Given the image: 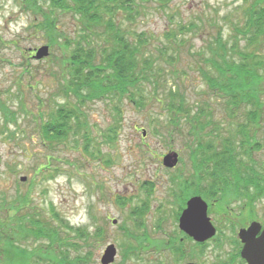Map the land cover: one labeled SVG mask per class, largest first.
Segmentation results:
<instances>
[{
    "label": "rangeland",
    "instance_id": "obj_1",
    "mask_svg": "<svg viewBox=\"0 0 264 264\" xmlns=\"http://www.w3.org/2000/svg\"><path fill=\"white\" fill-rule=\"evenodd\" d=\"M34 1L37 8L27 12L24 0H0V100L15 113L16 122L9 121L11 116L4 118L0 110V124H8L0 131V218L6 217L7 211L11 213L7 210L8 203L16 199L11 197L18 188L29 192L27 204L20 213H39L52 219V223L62 217L64 223L84 226L90 233L100 228L101 237L93 242L94 264H100V257L108 244H114L117 250L111 264L158 263L155 258L167 264V257H171L168 250L171 249L177 256L171 264H183V261L177 263L179 246L176 245L182 236L177 222L186 198L169 197L171 189L177 190L175 194L178 195L183 190L173 184L172 179L181 174L190 186L197 183L202 189L204 186L191 174L194 162L190 147L194 141L189 136V126L182 123L178 128L173 127L164 102L160 100H164V88H173L174 84L184 91L189 103L199 98L215 99L196 71L195 52L205 47L207 53L206 45L218 31L224 37L229 35L232 23L242 18L244 0H167L164 5L158 0H145L142 6L137 0L141 6L139 14L132 20H124L125 27L131 34H145L148 39L144 50L146 55L156 56L158 48L174 55H163V71L157 91L145 82L142 98L137 94V98L144 101L142 107L126 97L103 96L83 101L82 108L92 137L88 147L90 153L83 149L82 138H77L79 144L70 136L65 141H54L50 146L39 134L40 120H45L65 100L76 101L72 94L65 96L62 89L66 87L65 78L68 77L66 62L70 49L67 44L72 42L66 38L75 33L76 19L73 12L54 7L59 28L55 35L61 36L55 39L53 36L55 41L50 43L52 35L41 27L43 19L36 23L33 17L37 13L44 15L50 4L48 0ZM189 22L197 27L194 31L178 32V39L183 41L170 43L166 40L168 31L179 23ZM42 45L48 46L46 57L35 59L28 53L29 48ZM260 50L264 54V43ZM214 114L215 119L221 117L219 108H214ZM114 120L118 121L115 139L107 144L104 135ZM14 129V135L10 134ZM257 131L262 149L256 148L252 155L263 160L264 124ZM172 150L178 153V162L173 168L164 167L162 156ZM49 161V166L57 170L52 169L49 175L38 171L37 167ZM22 176L26 177L24 181L20 180ZM186 191L189 190L184 193ZM231 198L244 200L234 203L230 202ZM204 199L217 201V207L210 212L222 230L226 228L224 225L235 230L251 219H264V199L247 205L244 203L249 201L242 195L205 196ZM235 206L237 209L232 211ZM8 219L6 217L4 222ZM60 231H63L61 236L67 231L68 236L73 234L63 226ZM125 232L130 233L129 238L125 237ZM228 234H231L229 230L219 232L216 242L200 248L196 257L189 255L190 260L200 264H221L232 251L229 243L222 246L223 249L221 247L223 235ZM172 236L177 239L175 247L169 243ZM12 242L25 252L36 253L40 248L44 251L49 240L28 235ZM185 246L183 242L180 247ZM30 262L36 263V256ZM227 262L239 264L233 257ZM41 264H45V260Z\"/></svg>",
    "mask_w": 264,
    "mask_h": 264
},
{
    "label": "trees",
    "instance_id": "obj_2",
    "mask_svg": "<svg viewBox=\"0 0 264 264\" xmlns=\"http://www.w3.org/2000/svg\"><path fill=\"white\" fill-rule=\"evenodd\" d=\"M24 1L29 10L37 8L34 0ZM140 1L142 6L145 0ZM158 1L162 5L167 2ZM48 4L50 8L44 12L41 27L52 35L50 43L61 36L55 35L59 28L54 7L73 12L76 19L75 33L66 38L72 42L67 44L70 49L66 62L68 77L65 78L66 87L62 88L65 96L72 94L76 101L65 100L45 120L40 117L39 134L50 146L54 141H65L70 136L79 144L77 138H82L83 149L90 153L88 147L92 137L82 108L83 101L103 96L126 97L142 107L144 101L139 97L142 98L144 83H149L157 91L163 71V55L173 57L174 54L158 48L156 56L146 55L144 50L148 39L145 34H131L125 27L124 20H132L139 14L141 6L137 0H48ZM242 8V18L232 23L228 36L224 37L218 31L207 43V53L205 47L195 52L196 71L215 99L199 98L189 103L184 91L174 84L173 88H164V100H160L164 102L173 127L178 128L182 123L189 126V136L194 141L190 147L194 162L191 174L196 181L203 182L201 194L207 198L217 195H242L251 200L264 198V159L257 160L252 155L256 148L262 147L257 128L264 124V54L260 50L264 43V0H244ZM195 27L197 25L193 22L179 23L166 33V40L181 42L178 32L194 31ZM214 108H219V119L214 118ZM0 110L4 118L11 116L9 121L16 123L15 113L10 112L2 100ZM117 122L114 120L109 126L104 135L105 143L111 144L115 139ZM7 125L0 124V131ZM14 133L15 129L10 131V134ZM50 162L37 167L38 171L49 175L52 169H56L49 166ZM176 177L172 179L173 184L183 190L178 195L175 194L177 190L171 189L169 197L186 198L190 193H184V190L190 189V183L181 174ZM28 194L17 188L11 197L16 199L8 203L7 210L11 213L7 211L6 217L9 219L4 222L6 217L0 218V263L41 264L45 260V264H94L93 242L100 239L101 229L90 233L84 226L64 223L62 217L54 224L52 219L39 213H20L27 204ZM60 226L73 233L69 234L70 238L68 231L61 236ZM28 235L36 239L47 238L49 242L45 250L40 248L36 253H28L12 242ZM125 237L129 238L130 233L125 232ZM33 256H36V263L30 262Z\"/></svg>",
    "mask_w": 264,
    "mask_h": 264
},
{
    "label": "water",
    "instance_id": "obj_3",
    "mask_svg": "<svg viewBox=\"0 0 264 264\" xmlns=\"http://www.w3.org/2000/svg\"><path fill=\"white\" fill-rule=\"evenodd\" d=\"M49 54L47 45H42L36 49L35 59H41ZM144 134V132H143ZM178 162L176 151L166 152L161 160L164 167L173 168ZM26 177L22 176L21 181ZM116 220H113L115 223ZM178 228L198 241H203L215 234V227L212 225L207 215V203L200 196H191L186 201V206L182 209L178 217ZM259 233L258 236L256 234ZM243 242L241 255L246 259L247 264H264V227L257 221H252L247 228H241L238 233ZM116 256L114 244H108L100 257V264H110ZM186 264H194L188 262Z\"/></svg>",
    "mask_w": 264,
    "mask_h": 264
},
{
    "label": "flooded vegetation",
    "instance_id": "obj_4",
    "mask_svg": "<svg viewBox=\"0 0 264 264\" xmlns=\"http://www.w3.org/2000/svg\"><path fill=\"white\" fill-rule=\"evenodd\" d=\"M24 7L26 8L27 12L29 11V8L27 6V4L24 3ZM31 10V9H30ZM35 18V21L36 23L40 22L42 19H43V13H37V15L33 16ZM34 50L35 48H29L28 49V53L33 56L34 54ZM191 189H189V191H186L187 193H190L188 194L185 202H184V206L183 208L186 206V201L189 199L188 197L192 196V195H201V191H203L202 188L199 187V184L197 183L196 185H193L190 187ZM203 200L206 201L207 203V215L212 223V225L215 227V234L212 235L211 237L203 240V241H198L196 239H194L193 237L189 236L188 234H186L185 232L180 231L181 233V237L178 238V241L176 238H174V236L171 237V239L169 240V243H172L175 247V244H176V241L178 242V251H179V256H178V260H177V263L183 261V264H186L188 262H192L194 264H200L198 262H194V260H190V257H196L198 256V252H199V249L200 248H203L205 246H207L208 244L212 243L214 240L215 242L218 240V234L219 232H222L223 230L227 231L229 230L231 232V234H228V235H223V240L221 241V247L225 246L226 244L229 243V247L232 249L231 251V254L229 255L228 259L230 258H234L239 264H247V261L245 258L242 257L241 255V249L243 247V242L241 240V238L239 237L238 233H239V230L241 228H247L248 225L250 224V222L253 221H257L260 223L261 225V229L264 227V219L263 218H260V220H256V219H251L250 221H248L247 224H245L244 226H239L237 227L235 230L234 229H229L227 228V225H224L226 228H224L223 230L221 229V227L218 226V223H215V221L213 220V217L211 215V212L210 210L214 207H217V201H215V199H213L211 202H208L206 199L202 198ZM249 202H246L244 203L245 205H247V203H252L256 200H263L264 198H255L254 200H251L249 198H247ZM244 200V198H231L230 202H234V203H237L239 201H242ZM249 207H252L253 204H248ZM235 209H237V207L235 206V208H232V211H234ZM264 209V207H263ZM253 214L255 215L256 214V207L253 209ZM231 214H234V213H231ZM237 214V213H236ZM214 215V213H213ZM257 217V216H256ZM222 218L224 219V216H222ZM222 219V220H223ZM228 226H230V223H228ZM260 233V231L256 234V236H258ZM185 242L186 243V246L184 248L180 247L182 245V243ZM220 247V248H221ZM222 247V249H223ZM218 248L219 250H222ZM169 253L171 254V257H167V264H171L172 260H173V263L174 261L176 260L177 256L175 254V251L174 249H171V250H168ZM189 255H191L189 257ZM169 256V255H168ZM221 257V256H220ZM228 259H223L222 263L221 264H227L228 262ZM156 262L159 263L158 259H156Z\"/></svg>",
    "mask_w": 264,
    "mask_h": 264
}]
</instances>
